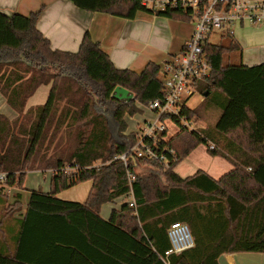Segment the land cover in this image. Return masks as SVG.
<instances>
[{"label":"trees","instance_id":"trees-1","mask_svg":"<svg viewBox=\"0 0 264 264\" xmlns=\"http://www.w3.org/2000/svg\"><path fill=\"white\" fill-rule=\"evenodd\" d=\"M71 1L84 10L128 19L146 11L191 20L183 10L152 11L141 0ZM40 12L0 10V93L17 113L10 119L0 110V173H7L6 184L21 186L32 162L54 170L50 191L32 190L25 209L18 215L12 212V247H0V264H167L168 228L174 222L189 225L195 246L169 255V264H219L224 253L264 252V62L224 65V53L239 46L206 41L213 73L209 82L200 83L207 95L198 108L218 110L216 120L201 129L181 128L164 142L177 155L169 168L137 161L160 173H136L131 188L121 161L94 163L135 144L136 135L126 134L125 116L142 112L138 102L162 96L161 64L149 62L141 72L118 68L89 32L75 52L53 49L37 26ZM41 85L51 88L46 102L28 107ZM118 87L134 98L115 97ZM61 100L66 103L60 112ZM197 109L185 105L182 114L192 118ZM63 125L79 127V144L69 153L56 149L48 155L43 145H52ZM114 127L122 139L112 142ZM208 141L217 145L210 150L213 155L234 164L232 171L219 180L203 172L183 179L174 172L193 149ZM68 162L78 170L65 172ZM87 180H93V186L85 202L57 197ZM131 189L136 207L126 202L109 220L103 219L101 206ZM6 214L0 215V229Z\"/></svg>","mask_w":264,"mask_h":264},{"label":"crops","instance_id":"crops-1","mask_svg":"<svg viewBox=\"0 0 264 264\" xmlns=\"http://www.w3.org/2000/svg\"><path fill=\"white\" fill-rule=\"evenodd\" d=\"M0 10L7 14L21 13L24 15L40 10L37 26L49 38L53 49L75 52L79 49L86 32H89L93 39L100 43L102 49L109 54L118 68H129L136 72L143 71L149 62L158 61L156 60L157 53L143 54L130 47V41L137 42L145 35L148 30L147 22L152 24L151 31H169L170 36L167 46L163 48V51L158 52L159 55L163 52L166 53L167 58L182 52L196 26V23L192 21L193 19L189 21L177 20L146 11H139L133 19L104 12L88 11L77 7L71 0H0ZM252 27L255 28L256 26L249 23H240L236 26V32L233 36L219 31V39L228 40L231 45L236 43L239 46L237 50L241 51L240 49H242L241 55L234 52L228 55L230 65L253 66L264 62V26L254 29L257 34L255 37H251ZM259 37L263 40L261 44L262 51H252L251 48L245 45L249 41H256ZM208 42L211 43L209 40ZM228 46H230V43ZM243 47H245L244 50ZM44 86L47 85H41L33 96L39 90L41 92V88H44ZM50 89L48 85L41 95L42 99H47ZM140 165L145 166L147 164L137 163L135 169L139 174L160 173L159 169L154 166L156 169L154 172L137 171V167ZM234 168V164L223 156L213 155L206 144H199L176 165L174 172L183 179L192 177L198 172H203L213 179L219 180ZM92 186L93 180H87L73 186L72 188L76 189L81 187L73 194L65 195L69 191L66 190L58 193L57 197L69 201L85 202ZM0 187L4 188L0 190V215L7 213V221L4 220L0 229V247L5 248L6 245L12 247V186L6 184L0 185ZM1 195H7V197ZM129 198V195H124L103 204L100 215L103 219L109 220L113 211L120 210L124 203L129 201ZM151 230L158 232L155 227H151ZM218 262L219 264H264V252L224 253L220 255Z\"/></svg>","mask_w":264,"mask_h":264},{"label":"built area","instance_id":"built-area-1","mask_svg":"<svg viewBox=\"0 0 264 264\" xmlns=\"http://www.w3.org/2000/svg\"><path fill=\"white\" fill-rule=\"evenodd\" d=\"M141 4L152 11L183 10L190 14L191 19H196V26L182 52L172 55L161 64L163 94L145 104L155 112L156 117L145 119L144 127L136 131L135 144L127 151L94 164L101 166L121 161L131 188L137 177L132 167L133 161L136 164L140 160L155 161L169 168L170 162L176 160L175 149L165 144L172 136L169 133L170 126H178L179 130L184 127L195 129L191 118L182 114V111L187 99L196 92L200 93V83L209 82L212 77L213 67L204 48L209 36L215 30L233 36L240 23L257 27L264 25V0H141ZM206 146L209 151L217 148L212 141H208ZM64 171L67 172V168ZM6 181L7 173L1 172L0 185H6ZM127 195L130 196L129 205L136 207L133 190ZM168 236L171 248L165 253L167 264L172 253H181L195 246L190 227L185 222L172 223L168 228Z\"/></svg>","mask_w":264,"mask_h":264},{"label":"rangeland","instance_id":"rangeland-1","mask_svg":"<svg viewBox=\"0 0 264 264\" xmlns=\"http://www.w3.org/2000/svg\"><path fill=\"white\" fill-rule=\"evenodd\" d=\"M140 13H146V12H140ZM139 13V14H140ZM192 20V19H191ZM184 21V20H183ZM192 21H194L196 23V19H193ZM146 24H148V30L145 33V35L142 36V38L137 41V42H131L130 41V47L134 48L136 51H140L143 54H148L150 52H153L154 54L157 53V59L158 64H162L164 61H166L167 58V54L166 53H162L159 55V51H163V48L165 46H167L168 41H169V31L168 30H161L159 32L152 30V24L149 22H147ZM264 26V25H263ZM164 27V25H163ZM253 28V27H252ZM255 28H261V26L259 27H255ZM251 29V37H255L257 36V34L254 32V29ZM156 30V29H155ZM111 35V34H110ZM219 35L220 32L218 30H215L210 36H209V41L211 43L214 44H218V45H224V46H228V44L230 43L231 46V42H229L228 40H221L219 39ZM263 40H261V38L259 37V39H257L256 41H249L248 43H245V45L249 48H251L252 51H262V44ZM264 46V45H263ZM245 47H243L244 50ZM242 51V49H240ZM241 51L239 50H232V51H226L223 55V64L224 65H229L228 63V55L231 54L232 52L234 53H239L241 55ZM238 55V54H237ZM166 58V59H165ZM160 77L162 78V75H160ZM48 86V85H47ZM47 86H44V88H41V92L39 90V92L33 96L28 103V107L30 106H36L38 104H42L46 102V98L42 99L41 95L43 93V91L47 88ZM50 86V85H49ZM49 89V87H48ZM124 92H128L125 88H121ZM117 90V88L115 89V91ZM114 91V92H115ZM133 93L130 91V99L133 97ZM68 97V96H65ZM48 98V96H47ZM203 101H205V96H204V92L200 91L196 92L192 97H190L189 99H187L186 104L190 107V108H198L199 106H201L203 104ZM2 103V104H1ZM66 103V100H61L60 101V112L62 111V109L64 108V105ZM137 105L141 108L142 112L137 113L135 115H126L125 116V120L127 122V129H126V134H134L136 135V131L140 130L141 128L144 127V125L146 124L145 119L148 120H152L156 117L155 112L150 110L147 105L145 104H141V103H137ZM0 110L3 114H5L7 117H9L10 119L15 118L16 112L13 110V108L6 102L5 97L3 96V94L0 93ZM197 112L194 114V117L191 118L192 120V126L195 129H201L204 126L209 125V123H212L216 120L217 116H218V110H211L210 112H206L203 111L202 109L198 108L196 110ZM60 115V113H59ZM27 123L29 124V122L27 121ZM78 126H75L74 128H69L67 129L65 125L62 126L61 129L57 130L55 133V139L52 145L49 144V141H47L44 145H43V149L47 151V154L50 155L52 154V152L56 149L62 150L64 153H69L73 150H75L79 144V136H78ZM178 126H170V132L171 135L176 134L179 129H177ZM53 130H51L52 132ZM51 136V134H50ZM117 129L114 127L112 130V136H111V141H116V140H120L122 138H119ZM44 152V151H43ZM100 162V161H97ZM97 162H95L94 164H96ZM45 163H41L42 167H44ZM33 167L30 168V170L26 173L25 179H24V183L21 186H12V212L16 213V215H18L20 213V211H22V208L25 209L26 204H27V200L28 197L30 195V192L32 190H38L41 189L45 192H48L50 190V185H51V176L54 174V170L52 169H44L41 167H36L37 163H33L32 162ZM137 165V164H136ZM136 167V166H135ZM64 168H67V172L72 173L75 170V168H73L70 163H66ZM156 169L153 166L150 165H145V166H138L137 167V171H141V172H154ZM136 172V169H135ZM4 173V172H2ZM19 171L17 173V176L19 175ZM137 173V172H136ZM26 189H25V188ZM81 188V187H80ZM77 188V189H80ZM72 189V190H70ZM76 188H68L66 190H69L68 192H66L65 195H71L73 194L74 191H77ZM64 190V191H66ZM69 193V194H68ZM20 210V211H19Z\"/></svg>","mask_w":264,"mask_h":264},{"label":"water","instance_id":"water-1","mask_svg":"<svg viewBox=\"0 0 264 264\" xmlns=\"http://www.w3.org/2000/svg\"><path fill=\"white\" fill-rule=\"evenodd\" d=\"M127 91H128V90H127ZM128 95H130V91H128V92H124V91L121 89V87H118L117 90L114 92V96L117 97V98H119V99H121V100H123V101H128V100L130 99V96H128ZM205 95H207V93H205L204 96H205ZM132 98H134V95H133ZM132 98H131V99H132Z\"/></svg>","mask_w":264,"mask_h":264}]
</instances>
